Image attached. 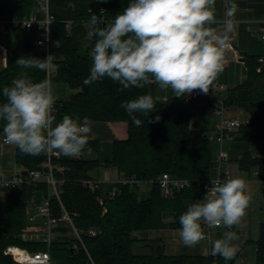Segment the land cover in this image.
Wrapping results in <instances>:
<instances>
[{
	"label": "trees",
	"instance_id": "16d2710c",
	"mask_svg": "<svg viewBox=\"0 0 264 264\" xmlns=\"http://www.w3.org/2000/svg\"><path fill=\"white\" fill-rule=\"evenodd\" d=\"M129 0H51L52 12L56 22L52 26L51 38L56 43L52 49L54 63L58 66L52 71L51 80L54 92L61 94L66 88L71 92L67 98L56 100V121L64 115L73 118L88 117L92 122L125 123L126 139L112 142L111 157L100 159L101 142L89 139L85 150L77 157H68L60 153L54 164L62 171L55 170L63 207L73 216L76 228L83 231V244L78 247L67 240H53L50 245L37 240L23 239V232L31 224L28 204L32 199L48 197L46 183L24 184L17 188L0 186V264H19L11 255L5 254L8 246H19L35 253L49 250L52 258L59 264H234L225 261L219 255H167L163 245L153 241L148 243L149 252L138 254L135 246L140 241L137 232L181 227L180 215L187 207L202 199L206 192L201 182L217 174L215 159L216 146L204 129L193 125L191 107L173 104L155 97L153 84L143 89H123L118 82L104 78L90 85H84V79L90 74L92 60L90 52L95 37L89 38V21L96 14L105 22L122 12ZM34 0H0V17L11 19L28 17L35 9ZM68 9L71 20L63 21L58 9ZM103 10V12H101ZM103 26V25H100ZM0 45L6 48L4 62L0 67V103L5 98L4 86L26 72L33 82L47 77V73L36 69H22L15 61L22 56L46 58L36 44V38L24 28L7 27V33L0 29ZM262 54L246 57V78L225 93L227 107L243 109L249 121L242 125L237 134L248 142H264V66L260 67ZM151 94L157 101L156 111L150 112L140 128L133 126L121 103ZM157 123H148L156 116ZM4 121H0V135H3ZM96 157H91V155ZM48 154L31 156L21 154L16 147L14 161L23 170L33 172L41 169ZM107 166L115 168L121 178H132L137 183H116V194L111 196L110 187L92 189L87 181L94 180L91 170ZM241 170L257 171L264 181V156L253 157L246 151L239 160ZM172 178L192 182L189 188L166 197L159 179L163 174ZM149 184L147 197L143 196L141 185ZM2 193L4 195H2ZM53 214L62 213L60 201L51 197ZM264 210V207H263ZM173 216L172 221L168 217ZM95 229L97 235L87 232ZM77 241L75 240V243ZM146 246V245H145ZM257 263L264 264V215L257 242Z\"/></svg>",
	"mask_w": 264,
	"mask_h": 264
},
{
	"label": "clouds",
	"instance_id": "9594fccd",
	"mask_svg": "<svg viewBox=\"0 0 264 264\" xmlns=\"http://www.w3.org/2000/svg\"><path fill=\"white\" fill-rule=\"evenodd\" d=\"M236 8L232 2L219 31L212 27L216 23V0H129L111 22L93 14L87 35L95 37V44L90 52V74L83 84L109 78L122 90L143 89L156 83L161 89L170 88L175 97L189 96L195 90L207 94L224 70ZM15 63L22 69L45 73L58 67L51 54L44 59L22 56ZM2 94L5 100L0 103V121H4L5 144L31 156L59 151L77 157L85 150L92 121L85 117L81 122L79 117L64 115L57 122V97L49 78L33 82L21 72L10 86L3 87ZM156 104L151 94H144L123 101L121 107L133 126L140 128L149 113L156 111ZM160 119L157 115L148 123ZM9 163L14 166V161ZM3 174L0 171V176ZM211 183L205 196L192 202L179 217V235L186 247H195L207 238L202 225L209 229L239 225L250 204L244 178L215 179ZM236 239L234 231H225L221 238L210 242V254L232 260L237 253L233 244Z\"/></svg>",
	"mask_w": 264,
	"mask_h": 264
},
{
	"label": "crops",
	"instance_id": "0c3cea01",
	"mask_svg": "<svg viewBox=\"0 0 264 264\" xmlns=\"http://www.w3.org/2000/svg\"><path fill=\"white\" fill-rule=\"evenodd\" d=\"M234 2L237 4V8L234 11V24L232 31L229 34V44L231 48L226 49L224 59V70L219 74L217 79L213 83L224 85L225 91L220 93V96H225L227 90L234 87L236 84L241 83L246 78L247 66L246 57L251 54L264 55V42L261 40V27L264 22V0H216V23L212 25L217 31L221 30L226 19V13L229 10L230 4ZM153 84V94L156 98L165 102L173 104H184L191 107V120L194 126L208 131L210 136L216 134V118L210 120L209 117H213L212 104L205 96L192 97V94L185 97H175L172 90L161 89L158 84ZM54 89V88H53ZM200 91V90H195ZM58 98H67L64 90H61V94L55 93ZM226 115L232 118L245 119L248 118V114L241 108L232 106L226 108ZM197 118V119H196ZM196 119V120H195ZM105 128H108L112 133L115 132L112 142L116 139H126L128 133L124 132L127 129L125 123H103ZM92 128H102L98 122H92ZM122 131V133H121ZM125 133V134H124ZM89 139H97L91 134ZM98 140V139H97ZM100 141V140H99ZM264 142H248L244 139H240V136L236 132V138L225 145V149L230 155V162L228 168L235 171V177H242L246 181V192L251 197L250 204L245 211V215L241 222L237 226H233L231 229L221 225L214 228L209 233V237L204 241H201L195 247H186L181 241L179 235V229L176 228H163L159 230H150L145 232H137L136 238L140 241L136 244L135 250L138 254H146L149 252L147 245L150 242L156 241L163 245V251L167 255H211V241L222 237L225 231H234L237 234L238 239L233 241V244L237 248L236 258L234 264H258L257 263V242L260 235V226L264 215V181L257 180L253 175L255 172H247L241 170L239 167V160L242 158L246 151L251 154L250 148L256 146V148H262L264 145H260ZM255 144V145H254ZM9 144L4 143L3 135H0V171H3V176L0 179L11 180L18 175H22L23 169L18 166L14 161L15 149L10 150L5 147ZM216 150L218 146L215 144ZM249 149V150H248ZM253 157H263L264 151H258L257 154H252ZM10 161H14V166L10 165ZM103 167V166H102ZM215 176V174H214ZM213 176V177H214ZM98 177V176H97ZM92 176V178L98 182V178ZM121 179V175L116 172V180L113 182H100V187H110L116 185ZM149 184H142L141 190L145 192L148 190ZM116 186L112 187L113 191ZM2 195H4L2 193ZM43 198L38 200L32 199L28 204V215H34L38 206L43 202ZM173 216L168 217V221L173 220ZM32 228L39 227L43 224V219L34 218L30 221ZM204 227V225H202ZM205 230V228H204ZM53 240H67L71 241L75 245V237L71 227L67 223H60L53 231ZM146 245V246H145Z\"/></svg>",
	"mask_w": 264,
	"mask_h": 264
},
{
	"label": "built area",
	"instance_id": "2783aa9c",
	"mask_svg": "<svg viewBox=\"0 0 264 264\" xmlns=\"http://www.w3.org/2000/svg\"><path fill=\"white\" fill-rule=\"evenodd\" d=\"M36 7L34 11L28 16L19 18L17 16L11 19H4L0 17V29L7 33V27L11 26L14 28H24L28 33H31L36 38V44L39 49L45 53L46 57L52 54V49L55 47L56 43L51 38L52 26L56 22V15L51 9V0H34ZM30 25V26H29ZM45 28H48V32ZM261 40L264 42V22L261 27ZM231 48V45H228ZM227 48V49H228ZM260 67L264 66V55L259 58ZM53 71V70H52ZM52 71L47 73V78L51 80ZM52 81V80H51ZM224 85L212 83L209 92L203 94L200 91H194L192 97L196 98L199 96H205L209 99L212 104L213 114L216 116V134L212 137L214 143L218 146L215 159L217 163V174L214 177L208 178L201 182L205 192L212 187L211 180L221 179L225 180L228 178H233L228 164L230 162V155L225 149V145L236 138V132L238 129L249 121V117L245 119L232 118L226 115L227 106L224 103V98L220 96V93L225 91ZM57 100V99H56ZM56 102L54 105V114L56 112ZM60 157L59 151H54L48 154L47 160L41 165V169L33 172H29L27 176L18 175L11 180L0 179V186H6L10 188H17L24 184L32 183H46L49 189L48 197L44 198L43 202L38 206L37 211L34 215H29V221H33L34 218L43 219V224L39 227L32 228L30 225L23 232V239L25 240H37L42 241L50 245L53 241V231L60 223H67L74 234L75 240L77 241L74 245L75 248L78 247V242L83 244L82 234L83 231L76 228L73 222V216L70 214L62 205L60 199L59 186L61 181H59L55 176V170L62 171L61 166L54 164V159ZM119 183H137L135 179L132 178H121ZM159 186L162 189L163 194L166 197L172 196L175 192L181 191L183 189L189 188L192 184L189 180L175 179L170 176V174H163L159 181ZM92 189L99 188L100 182L96 180L87 181ZM142 185V183H140ZM116 194L114 189L111 192V196ZM55 196L62 206V213L59 217L55 216L51 207V197ZM206 237H209L210 231L214 228H207L204 225ZM90 236L97 235L95 229H90L87 232ZM206 238V239H207ZM5 254L11 255L13 259L19 264H59L55 261L49 250L32 253L25 248L19 246H8L5 250Z\"/></svg>",
	"mask_w": 264,
	"mask_h": 264
},
{
	"label": "rangeland",
	"instance_id": "374dc122",
	"mask_svg": "<svg viewBox=\"0 0 264 264\" xmlns=\"http://www.w3.org/2000/svg\"><path fill=\"white\" fill-rule=\"evenodd\" d=\"M5 52H6V48L3 45H0V67L2 66V64L4 62ZM70 92L71 91L68 88H66V93H65V94H67L66 97L68 96V94H70ZM209 118H210V120H213V118H216V116L214 115L213 117H209ZM98 123H99V126H102V128L101 127L100 128H92L91 134L93 136H95V138L100 140V142H101L100 159L102 161H105L106 159L111 157L112 140L114 138L113 136H114L115 132L112 133L111 131L108 130V128H105V124H103V122H98ZM92 127H94V126H92ZM124 132L127 134V129H125ZM206 132H208V131H206ZM121 133H122V131H121ZM91 134H90V136H91ZM260 145H264V143H260ZM5 147L9 148L10 150L16 149V146H14V145H7ZM250 150H251L252 154H257L259 150L264 151L262 148L261 149L258 147L256 148V146L250 148ZM91 157H96V155L92 154ZM116 172H117V170L115 168L103 166V167H98V168L91 170L90 174L92 176H95V177L98 176L97 177L98 180L102 183H105V182L117 181L116 180ZM230 172H231L232 176H234L233 174L235 171L233 170V168L232 169L230 168ZM253 176L258 181L260 180V176H259L257 171L255 172V174ZM147 187H149V185ZM149 190H150V188H148L147 191L142 192L144 197L148 196ZM135 252H137V251L135 250Z\"/></svg>",
	"mask_w": 264,
	"mask_h": 264
},
{
	"label": "water",
	"instance_id": "95a60500",
	"mask_svg": "<svg viewBox=\"0 0 264 264\" xmlns=\"http://www.w3.org/2000/svg\"><path fill=\"white\" fill-rule=\"evenodd\" d=\"M58 17L63 21H70L71 20V12L68 9H58L57 11ZM29 172L27 170L22 171V175L27 176Z\"/></svg>",
	"mask_w": 264,
	"mask_h": 264
}]
</instances>
